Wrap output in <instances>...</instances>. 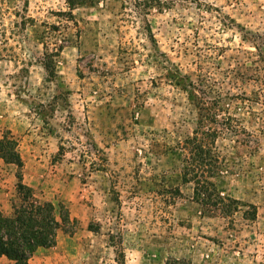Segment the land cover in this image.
Instances as JSON below:
<instances>
[{
	"label": "rangeland",
	"instance_id": "obj_1",
	"mask_svg": "<svg viewBox=\"0 0 264 264\" xmlns=\"http://www.w3.org/2000/svg\"><path fill=\"white\" fill-rule=\"evenodd\" d=\"M71 11L0 0V216L77 221L29 264H264V0Z\"/></svg>",
	"mask_w": 264,
	"mask_h": 264
},
{
	"label": "trees",
	"instance_id": "obj_2",
	"mask_svg": "<svg viewBox=\"0 0 264 264\" xmlns=\"http://www.w3.org/2000/svg\"><path fill=\"white\" fill-rule=\"evenodd\" d=\"M65 1L73 11L75 7L94 0ZM72 11L63 14H69V18H73ZM2 150L6 149L3 147ZM2 155L8 156L19 170L22 169V159L15 150L11 153L2 151ZM16 177L19 181L21 203L13 206L11 217L0 216V259L6 257L12 264H29L30 259L39 249L56 246L60 231L73 232L77 221L71 217L69 210L63 204L56 206L51 202H40L33 191L23 184L21 171Z\"/></svg>",
	"mask_w": 264,
	"mask_h": 264
}]
</instances>
